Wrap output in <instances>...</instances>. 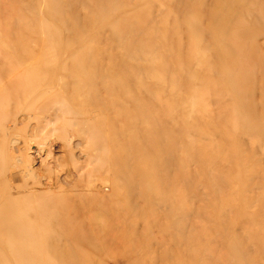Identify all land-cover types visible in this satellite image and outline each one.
Listing matches in <instances>:
<instances>
[{
    "label": "rangeland",
    "instance_id": "1",
    "mask_svg": "<svg viewBox=\"0 0 264 264\" xmlns=\"http://www.w3.org/2000/svg\"><path fill=\"white\" fill-rule=\"evenodd\" d=\"M30 71L0 264H264V0H0Z\"/></svg>",
    "mask_w": 264,
    "mask_h": 264
},
{
    "label": "bare ground",
    "instance_id": "2",
    "mask_svg": "<svg viewBox=\"0 0 264 264\" xmlns=\"http://www.w3.org/2000/svg\"><path fill=\"white\" fill-rule=\"evenodd\" d=\"M9 74H12V72H10ZM8 74V75H9ZM14 75V74H13ZM19 77V76H18ZM14 78H16L15 77V75H14ZM20 78H22V80H21V82H20V87L22 88V92H18V93H16L14 96H6V97H3V98H0V132L1 133H3L4 134V136L2 137V136H0V159H1V152H3V151H6V149H7V145H6V128H7V126H6V123L10 120V119H12L11 118V114L12 115H14V117L16 118V115H17V113H18V111L19 110H22V111H24L26 108H27V106L30 104V103H32L33 101H35L36 99H37V97H35V91H36V89H34V88H28V84H29V82L33 79V72L32 71H30V72H28V73H23V75H21V77ZM13 85V84H12ZM11 85V86H12ZM4 87H2V86H0V91H4V92H6L4 89H3ZM7 87H5V89H6ZM21 95V96H20ZM10 98V97H14V98H16L15 100H16V104L14 105V106H12V107H10L9 105H6L5 104V98ZM15 118H14V124L16 125V120H15ZM19 123L17 122V125H18ZM16 127V126H15ZM18 127V126H17ZM16 127V128H17ZM34 129V128H33ZM16 131V130H15ZM22 137V136H21ZM23 138V137H22ZM31 138V137H30ZM13 140V139H12ZM20 140V139H19ZM23 140V139H22ZM16 142V141H15ZM18 142V141H17ZM20 142V141H19ZM19 146V145H18ZM18 146H16V147H14V148H12V150H11V152H14V151H20V150H18V149H22V148H20V147H18ZM7 152V151H6ZM10 152V159H11V162H10V165L9 166H6V167H4V168H0V171H1V174H2V176H5V180L3 181L4 183H9V178H11V175L14 173H12V171H13V169H15V168H13V165H14V155H15V153H14V155H12V153ZM18 152H17V154H18ZM18 159H16V161H17ZM29 167V166H28ZM27 167V168H28ZM26 168V169H27ZM23 170H25V168L23 169ZM26 171V170H25ZM16 173V172H15ZM15 175V174H14ZM13 176V175H12ZM11 180V179H10ZM11 183V182H10ZM7 188H8V186H6ZM9 190H10V186H9ZM9 190H8V192L6 193V194H2L3 196H2V200L0 201V202H7L6 203V205H5V208L7 207L8 208V206H9V202H11L12 200H14L15 199V197H13V196H11V194L9 193ZM65 202L66 201H59V203L60 204H65ZM3 209L5 212H7V209ZM3 210H0V212H2ZM5 216H7L6 215V213L2 216V215H0V219H4V217ZM41 242L42 243H44V240H41Z\"/></svg>",
    "mask_w": 264,
    "mask_h": 264
}]
</instances>
